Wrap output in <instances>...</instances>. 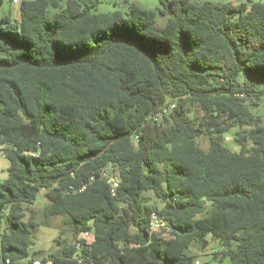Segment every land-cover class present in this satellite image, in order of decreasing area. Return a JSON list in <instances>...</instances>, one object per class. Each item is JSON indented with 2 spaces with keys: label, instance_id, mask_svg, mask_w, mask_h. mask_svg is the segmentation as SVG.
Here are the masks:
<instances>
[{
  "label": "trees",
  "instance_id": "16d2710c",
  "mask_svg": "<svg viewBox=\"0 0 264 264\" xmlns=\"http://www.w3.org/2000/svg\"><path fill=\"white\" fill-rule=\"evenodd\" d=\"M98 3L23 0L18 21L0 19V258L31 264L37 229L61 216L59 248L43 256L54 264H78L68 256L91 221L88 264H195L191 247L209 235L216 258L264 264V117L253 111L264 0ZM233 126L237 150L225 143ZM153 211L165 222L155 232Z\"/></svg>",
  "mask_w": 264,
  "mask_h": 264
},
{
  "label": "rangeland",
  "instance_id": "374dc122",
  "mask_svg": "<svg viewBox=\"0 0 264 264\" xmlns=\"http://www.w3.org/2000/svg\"><path fill=\"white\" fill-rule=\"evenodd\" d=\"M65 1V0H64ZM98 6L95 9L96 12H112L114 10L120 9L124 12L128 11L131 4L136 3L147 9H156L158 7L163 6V2L165 0H98ZM197 3H203L205 1H210L216 4L223 3H231L233 0H191ZM240 0H234L237 4ZM12 12V16L15 20H19V6H14L11 0H4L3 3L0 4V19L6 13ZM170 15L167 14L165 16L159 15L158 24L163 25ZM261 90L259 96L260 100H258L259 105L255 106L253 111L257 114H260L264 117V86L259 88ZM253 107V106H252ZM235 127L233 126L226 134H225V143L234 150L238 149V144L233 139V131ZM200 144L204 148H208L209 142L208 139L203 137L199 139ZM4 165H9V161L5 158V156L0 151V167ZM151 200L149 203L152 204L155 199L152 193ZM48 204L47 198L43 195V193L39 194L35 204H33V209L35 211L34 218L37 222L41 223L43 220V209ZM30 216L27 215L28 219ZM65 227V218L58 216L54 218L49 226L41 225L36 231L35 244L30 248V256H34L35 253H44V257L48 258L49 254L55 252L59 246L57 245L56 239L60 235V231ZM68 235V234H66ZM65 235V236H66ZM64 236V237H65ZM207 244L204 248L198 243L194 242L190 252L197 256L196 261H199L200 264H232V260L229 256H223L221 253V258L218 259L215 257L216 253L221 250V245L214 241L213 238L209 235L205 238ZM220 255V254H219Z\"/></svg>",
  "mask_w": 264,
  "mask_h": 264
},
{
  "label": "built area",
  "instance_id": "2783aa9c",
  "mask_svg": "<svg viewBox=\"0 0 264 264\" xmlns=\"http://www.w3.org/2000/svg\"><path fill=\"white\" fill-rule=\"evenodd\" d=\"M22 1L23 0H11L12 4L14 6H19ZM240 95L244 96L243 93H241ZM172 107H174V104L171 105V108ZM167 109H168L167 107H164V109L159 110L157 113V116H161L163 114V111H165ZM3 148H4V146L0 143V151L2 152V154H3ZM100 175L102 178L106 179V181L111 186V191L113 193H115L116 188L119 185L117 178L112 173H109L106 170H101ZM94 179H95V177L92 176L90 178V181H93ZM85 188H86V184H84L80 187H74L71 185L68 188V192H72V193L82 192ZM164 225H165V222H164L163 218L156 211H153L151 213V217H150L151 231L152 232L158 231ZM94 238H95V227L93 225V222L91 221V222H89L88 228L85 229L84 231L80 232L76 236V240L74 242L75 252L73 255L68 256V259L76 261L78 264H88L86 257L82 253V250H83L84 245L91 244L93 242ZM0 264H12V262H11L10 258H5V259L0 258ZM31 264H54V263L49 259L45 260L43 257H41V258H35L34 257L31 260ZM195 264H200V263H199V261H196Z\"/></svg>",
  "mask_w": 264,
  "mask_h": 264
},
{
  "label": "crops",
  "instance_id": "0c3cea01",
  "mask_svg": "<svg viewBox=\"0 0 264 264\" xmlns=\"http://www.w3.org/2000/svg\"><path fill=\"white\" fill-rule=\"evenodd\" d=\"M241 1H244V0H240V2ZM232 2H234V0ZM233 4H235V3H233ZM8 166L9 165H4L3 167H0V181L4 180L8 176Z\"/></svg>",
  "mask_w": 264,
  "mask_h": 264
},
{
  "label": "water",
  "instance_id": "95a60500",
  "mask_svg": "<svg viewBox=\"0 0 264 264\" xmlns=\"http://www.w3.org/2000/svg\"><path fill=\"white\" fill-rule=\"evenodd\" d=\"M200 241H202V248H204L207 244V241H205L203 238H200ZM43 256H44V253H38L34 257L35 258H41ZM220 258H221V254L218 256V259H220Z\"/></svg>",
  "mask_w": 264,
  "mask_h": 264
}]
</instances>
